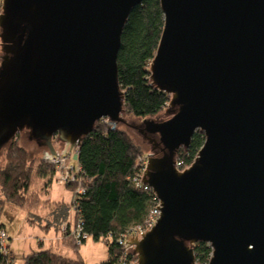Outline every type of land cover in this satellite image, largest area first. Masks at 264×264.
<instances>
[{"label":"water","instance_id":"water-1","mask_svg":"<svg viewBox=\"0 0 264 264\" xmlns=\"http://www.w3.org/2000/svg\"><path fill=\"white\" fill-rule=\"evenodd\" d=\"M158 1L149 71L169 117L135 127L161 151L142 176L159 216L127 241L135 264H197L199 241L211 248L205 264H264V0ZM140 2L1 0L0 149L27 129L55 156L54 138L65 151L101 118L125 122L116 57ZM196 130L204 141L179 172L174 157Z\"/></svg>","mask_w":264,"mask_h":264},{"label":"trees","instance_id":"trees-1","mask_svg":"<svg viewBox=\"0 0 264 264\" xmlns=\"http://www.w3.org/2000/svg\"><path fill=\"white\" fill-rule=\"evenodd\" d=\"M162 26L159 1L141 0L130 10L121 33L116 63L117 82L123 92V115L124 119L132 115L139 125L146 117L161 119V111L170 99L167 92L158 89L149 71ZM122 124L124 122L112 127L107 119L98 120L79 143L78 159L73 163L78 166L75 175L80 178V191L75 192L72 203L48 197L54 181L52 162L46 163L43 157H29L16 138L11 139L5 146L4 161L0 165V216L4 205L9 203L25 211L28 223L43 230L58 231L62 222L70 223L71 209L72 222L79 224L87 238L103 241L107 247V259L98 264H117L125 248L118 239L128 228L144 220L155 199L140 182L139 157L144 154L121 128ZM203 141V133L196 130L189 146L176 153L177 158L191 163ZM72 182L67 181L65 186L72 190L75 186ZM3 226L0 222V228ZM64 234L69 235V230ZM69 238V244L66 241L64 244L76 251L81 243ZM192 246L195 262L207 263L211 254L208 243L199 241ZM127 258H131V253ZM13 260L9 247L5 252L0 247V264H12ZM22 264L85 263L80 256L69 258L53 247H40L25 254Z\"/></svg>","mask_w":264,"mask_h":264},{"label":"rangeland","instance_id":"rangeland-1","mask_svg":"<svg viewBox=\"0 0 264 264\" xmlns=\"http://www.w3.org/2000/svg\"><path fill=\"white\" fill-rule=\"evenodd\" d=\"M2 54L3 51L0 44V61ZM166 117H169V115L165 114L163 109L161 111L160 118L165 119ZM125 119L126 120L124 124L120 125L121 128H123L129 134L132 140L139 145L143 154H153L151 144L138 131V129L135 128L139 125V123H137L138 121H136L138 119L134 118L132 115H127ZM100 120H104V118H101ZM15 138L17 142L26 149L29 157H43L47 150L46 146L39 145V143H37L35 140L29 138L27 129L20 130L18 133H16ZM52 144L56 150V154H60L64 151V145L56 138L53 139ZM5 146L0 149V165L4 161ZM77 148L78 145H75L69 154L64 157H60L61 160H59L58 163H50L54 167V181L51 185L48 195L51 200H63L65 203L73 202L75 191L80 186V178H77L75 175V179L72 182L75 184V186L72 188V190L65 186L66 181H64L63 178H65V174L68 171L70 172V168L72 167H70V165L72 164V161H76L73 159V155L77 153ZM178 153H180V151H178ZM177 154L175 155L174 159L177 157ZM58 159L59 158L57 157V160ZM44 160L46 163H49L47 158H44ZM73 173H75V171ZM72 213L73 212L70 209L69 220L71 221H73ZM0 222L6 227L8 232L7 234L9 238H7V243L9 244V249L12 251V255L14 257L12 264H14V261L16 264H21L23 256L31 252L33 249L40 247L47 248V244L49 243L47 239L44 240V245H37V237H40V235H45L46 232H44V230L39 226L28 223L26 221V213L23 209L6 203L4 205V209L1 211ZM63 224L64 223L62 222L58 229V233L60 234L59 239L52 240L54 241L53 244L55 245H51V247H54L57 252L69 258H76L80 256L85 264H98L107 259V247L103 241H94L92 238H86L85 241L81 242L76 251L71 246L64 244V241L67 243L70 241V236H66L64 234V231L62 230ZM49 232L51 234L54 232V229H50ZM59 240L62 242L57 244Z\"/></svg>","mask_w":264,"mask_h":264},{"label":"built area","instance_id":"built-area-1","mask_svg":"<svg viewBox=\"0 0 264 264\" xmlns=\"http://www.w3.org/2000/svg\"><path fill=\"white\" fill-rule=\"evenodd\" d=\"M104 119H107V118H104ZM71 150H73V148H67L65 151H63L60 154H56L55 156H48V157L43 156V157L47 158L52 163H56V162L58 163V161L61 160L60 157L66 156L67 154H69L71 152ZM57 157L59 158L58 160H57ZM147 157H148V155H145V154H144V156L139 157V162H140L141 167H142V172L140 174V182L145 186V188H147V190H150L152 192L151 188L142 182V176H143V172H144L145 165L147 162ZM61 164H62V162H61ZM72 164L70 165V167L72 166L70 168L71 169L70 172L68 171L65 174V178H63V180L66 182L67 181H74V179H75V173L78 170V166L74 165L73 161H72ZM189 164L184 163V161L180 158L176 157L174 159V168L179 172L186 169L189 166ZM74 171H75V173H73ZM138 184H139V182L137 183V185ZM78 191H80V188L76 189L75 192H78ZM153 195H154V193H153ZM154 198H155L154 202L151 205V207H150L147 215L145 216L144 220L142 222L128 228L126 230V232H124L120 236V238L118 239V243L125 245V248H124L123 254L119 258L117 264H135L136 263L137 257L133 253L132 246L129 245L127 241L129 238H132V237L140 238L142 234L147 232L155 224V222L159 216V213H160V209H159L160 203H159L158 199L155 197V195H154ZM73 200H74V198H73ZM62 230L64 231V233L67 232V230H69V236L72 237V239L77 244H80L83 240H85L87 238V235L81 231L79 224H75L72 221H70V223L64 222V224L62 226ZM6 241H7L6 229L0 228V247L4 252L6 251V248H7ZM129 253H131V258H127V255Z\"/></svg>","mask_w":264,"mask_h":264},{"label":"crops","instance_id":"crops-1","mask_svg":"<svg viewBox=\"0 0 264 264\" xmlns=\"http://www.w3.org/2000/svg\"><path fill=\"white\" fill-rule=\"evenodd\" d=\"M4 227V229H6V227L5 226H3ZM50 229H53V228H49V229H47V230H44V232H46L45 233V235H40V237H37V245L38 246H41V245H44V240L45 239H47L48 240V244H47V248L48 247H51V245H55V244H53V242L54 241H52L53 239H59V233H58V231L57 230H55L54 229V232H52L51 234H50V232H49V230ZM6 232H7V230H6ZM8 233V232H7ZM7 238H9L8 237V234H7ZM57 242V241H56ZM62 241L61 240H59V242H57V244H59V243H61ZM7 243V242H6ZM9 244L7 243V246H8ZM9 247V246H8ZM54 248V247H53ZM38 249V248H37ZM34 250V249H33ZM12 252V251H11ZM61 254V253H60ZM63 255V254H62ZM14 264H16L15 263V261H14ZM22 264V263H21Z\"/></svg>","mask_w":264,"mask_h":264},{"label":"flooded vegetation","instance_id":"flooded-vegetation-1","mask_svg":"<svg viewBox=\"0 0 264 264\" xmlns=\"http://www.w3.org/2000/svg\"><path fill=\"white\" fill-rule=\"evenodd\" d=\"M149 137V138H148ZM148 137H145L147 140H148V142L151 144V146H152V148H153V154L154 155H156V156H158L160 153H161V151L159 150V148L158 147H155V144H154V139H156V136L155 135H149ZM182 148V147H181ZM180 148V149H181ZM180 149H178V151L180 150ZM177 151V152H178Z\"/></svg>","mask_w":264,"mask_h":264}]
</instances>
